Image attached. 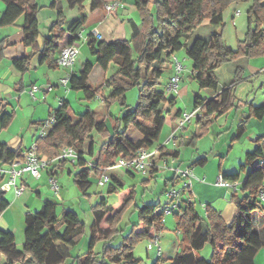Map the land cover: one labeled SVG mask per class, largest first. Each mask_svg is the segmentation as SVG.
<instances>
[{
  "label": "trees",
  "instance_id": "1",
  "mask_svg": "<svg viewBox=\"0 0 264 264\" xmlns=\"http://www.w3.org/2000/svg\"><path fill=\"white\" fill-rule=\"evenodd\" d=\"M1 1L4 2L5 8L0 16V25L13 24L22 17V42L25 46L36 47L39 35L38 13L41 6L36 0ZM58 1L60 0H52L50 7L54 8ZM97 1L100 0L91 1L92 8L98 6ZM236 1L246 0H154L155 13H152L150 0H134L144 32L140 51L134 53L131 39L106 42L88 36L86 42L99 65L106 70L108 65L114 62L118 68L106 79L105 86L93 88L87 83L92 64L86 61L77 73L70 74L68 87L72 90H81L83 99L87 100L98 94L102 96L104 87H108V96L102 98L104 103L110 104L113 99L124 96L126 87L138 85L139 80L144 78L136 106L115 118L112 122V132H108L105 116L102 113L87 109L78 115L76 121H73L69 114L68 103L62 100V104L52 113L55 115L56 123L45 136L36 141L38 152L50 160L57 156L59 148L74 147L78 154L74 162L78 166L74 182L80 193L86 196L91 186L89 175L98 172L97 168L91 167L89 163L98 167L101 166L99 164L102 160H107L113 165L118 158H132L141 147L149 149L153 147L164 122L177 119L183 112L177 105L175 95L157 89L158 79L173 54L184 46L185 41L189 40L204 20H208L215 31L207 39L195 38L186 49L187 57L192 62V79L197 82L200 89H209L218 93L219 85L215 71L223 63L264 55V30L261 28L264 25V0H254L250 6L248 29L244 38L238 41L237 48L233 50L223 41V12L227 6ZM68 2L71 6L81 7L84 0H68ZM252 16L256 18L255 27L251 25ZM85 20V15H82L80 19L71 22L68 27L70 33L68 43L77 40L76 34L83 27ZM63 22L64 16L58 10L57 20L50 28V32L58 28L63 34L65 32L61 29ZM62 34L43 37L42 47L37 50L41 54L40 60L49 62V56L57 48L56 42L62 38ZM12 63L22 71L29 65V56L14 58ZM239 74L240 70L236 69L232 82L235 83L240 79ZM233 100L231 87L224 88L212 99L197 94L193 97V107L201 106L202 112L201 116L197 117V123L203 132L215 117L226 113L233 106ZM9 116L7 113L2 114L3 124L8 121ZM263 116L264 103L250 107L249 112L242 116L234 137L240 136L250 117L261 119ZM129 127H133L142 137L132 140L127 133ZM92 133H97L104 139L97 151L93 145ZM261 138L262 136L256 138L257 146L245 156L247 159L245 164L256 156L261 158L240 182L239 187L246 194L239 196L236 191L231 195L236 207L232 222L225 224L221 214L209 206L206 207L207 219H201L197 215L193 202L181 207L174 212L177 231L181 234L180 251L167 259L157 257L152 264H254L255 254L264 246V235H261L256 228L259 223L264 227V203L258 197L259 191H264V147ZM157 148V154L153 159L163 155H171L174 158L178 156L177 150L169 152L164 146ZM4 150V159L9 162L22 155V152H11L5 147H2L1 154ZM84 155L94 161L86 160ZM205 161V157L201 156L195 159L193 164L203 165ZM244 166L242 164L240 169ZM153 169L154 167L151 168L150 174L153 173ZM221 175L227 180L239 179L238 173ZM173 180L174 178L171 179ZM122 190L126 192L117 198L123 201L119 210H114L105 197H101L92 205L93 220L90 224L88 249L74 256L73 264H134L136 259L133 248L136 242L142 236L150 239L162 228L163 215L155 202L139 205L134 201L133 190L126 189L123 183L115 178L113 182L109 181L107 194L119 193ZM128 203L138 208L139 220L133 225V233L114 246L113 237L117 232V222L124 214ZM8 205V201L1 196L0 213ZM128 209L129 207L126 210ZM59 216L56 213V203L51 199L44 200L38 211H26L24 242L21 250L16 248L14 235L10 231L0 229V253L5 257L4 264L17 262L64 264L70 257L67 247L78 242L83 235L85 225L79 214L72 209L63 208ZM102 222L105 223V227H102ZM99 240H103V247L100 252H95L94 245ZM207 241L213 246L210 261L196 255V251Z\"/></svg>",
  "mask_w": 264,
  "mask_h": 264
},
{
  "label": "crops",
  "instance_id": "2",
  "mask_svg": "<svg viewBox=\"0 0 264 264\" xmlns=\"http://www.w3.org/2000/svg\"><path fill=\"white\" fill-rule=\"evenodd\" d=\"M91 1L92 0L88 1V3L90 4V9H88V11L84 10L85 6L83 4L81 7L77 5L71 6L68 0L58 1L54 8L50 7L52 0H50L48 4L41 5V9L39 13L42 12L43 15H46L47 18L51 20V23L49 26L43 24V27L41 26L42 27L41 28L40 20L38 17L39 35L37 38L36 47L25 46L23 44L22 42L23 33L21 30V24L19 25L18 31L9 32L10 30H8L6 33L1 34V37H2L0 38L1 39L0 40V167L1 168H6L9 164V161H6L4 159L5 150L1 154L2 147H5L11 152H22L23 153L28 147H30L31 143H34L37 141V139H39L38 130L40 127V122L42 120H45L46 117L48 118L53 113V111L59 107L60 105L59 101L63 100L64 102L68 103V105L71 104V97L74 99V95L73 94L71 95L72 89L69 88L67 85L65 87L68 88V91L63 93L65 89L61 87L62 86L60 82L61 78L71 73H77L81 69L82 64L86 61H89L92 64V70L88 75L87 83L91 87L95 88V87L104 86L106 79L109 78L118 68L117 64L112 62L108 65V68L106 70L103 69L99 65V63L96 61V57L91 54L88 43L86 41H84V43L87 47L86 52L88 56L86 58L84 55L82 56L84 58V61H82L80 66L78 67L75 66L76 64L75 63L71 69H66V68H62V67L55 65L54 54L57 49H60L63 45L68 43L69 37H70L68 27L72 21L80 19L82 15H85L86 20L83 24V27H86V28L92 27L93 29L95 28L100 33L99 40L106 41V42H112L116 40L131 39L135 54H137L142 48L143 41H144V34H143L144 32H143L142 24L140 25L138 22H136V20L132 16H130L131 12L132 14H134V8L130 6L134 4V0H120L122 3V7H118L110 12L104 9V5L113 0L97 1L98 6L96 8L91 7ZM130 1H132V3H130ZM248 1L249 0H246V2ZM230 5H229V8H230ZM58 10H60L64 16V22L61 26V29L65 30L63 34L61 30L58 28H55L53 31L50 32V28L52 27L54 22L57 20ZM224 15L225 13L223 12V19H224ZM227 15H228L227 18L231 19L232 23L234 24L235 29L238 30V26L239 25L243 26V23H244V27H245V24L248 27V21H246V18L244 17V12L242 11L241 8L235 7L233 9H230ZM201 28H205V30L208 31L206 35H203L202 34L203 32L199 31V30H202ZM214 31H215L214 27L208 23V20H204L202 24L192 33V37L190 36L188 40L189 45L197 37L205 38V39L209 38V36ZM52 34L54 35L62 34L61 36L62 38L56 42L57 48L49 56V62H50L49 63L46 60H42V59L40 60L41 54L37 50H39L42 47L43 37L51 36ZM229 47L231 48V46ZM80 54H81V51L79 50L78 56ZM24 55L29 56V65L27 66L26 69L21 71L13 65L12 60L14 58L23 57ZM250 59L251 58H240L235 61H230L228 63H225V64H229L228 65L229 68L227 69L228 70V76L226 78L227 80H221L220 72H218L220 67L216 69L215 71L216 78L218 80V85H219L218 93L222 91L224 88H228V87H231L233 91V96H234L233 106L226 113L215 117L213 121L205 128V132L202 131L200 125L197 123V117H193L191 120L194 123L195 131L187 130L189 126L184 127L182 130L177 131V138L174 140L176 142H172V143L169 142L168 144H164V147L167 149V151L169 152H172L174 150L178 151V156L177 158H175V162L172 164L174 167L182 168L183 165L187 164V166H191L193 168L195 174L198 173L200 175L198 176L200 179L205 178L204 182L196 180L192 184V190H194V192L196 193V197H197L196 200L202 203H206L209 207L216 210L217 212L220 211V213L221 212L223 213L224 210L223 209L219 210L217 206V200L221 196L227 197V194L231 190V188L229 186H224V187L215 186L211 184V179L214 177L216 173L217 174L218 173L220 174L236 173L234 172L235 169L234 168H223L219 166L218 169L217 167H215L213 170H211L208 167L210 160H208L205 154V151L202 153L200 152L201 151L200 146H196L195 148V152L197 151L196 153H194L196 155L195 158H192V154H191L190 155L191 158L185 161L184 159H187V158L184 157L183 159H181L182 154L180 150L176 148V146L178 143H182V144L184 142L193 143L194 140L198 138L199 136L206 134V133L207 135H209L213 130H216V131L218 130V132H220L221 129H223L227 125L228 121L230 120L229 115L231 112H233L234 117L232 118V123L229 129L227 130V132L225 133L226 134L225 141H227V138L230 137L231 135L234 137V135L237 132L238 124L240 120L242 119V116L249 112L250 107L259 106L264 103V100H262L264 97V91L261 94L262 97H258L257 99L255 98L251 99V89L249 88L250 80L253 82L252 88L255 87L256 78L258 77L257 73H259L260 71L264 73V66L261 68H258L255 65H251ZM225 64L224 66H227ZM236 69L240 70V74H239L240 79L234 83L232 82L231 77L235 74ZM165 70L169 72V76L167 77V81H168V78L172 74L171 62L166 66ZM94 74H96L97 81L91 82L92 76ZM189 79L190 80L192 79L191 73H190ZM182 80L183 79H181V81ZM33 84L39 85V90L43 92V94H41L40 91H39L40 93L39 92L37 93V96H39V98H42L39 106L35 105L36 103L33 102L34 100L30 97L28 93V90ZM263 84H264V81H262L261 86ZM189 86L190 85L181 86L177 93H173L176 96V102H177L178 107H180L183 112L187 111L185 108L187 105L184 104L183 101H179L178 98L182 97L183 93L189 89ZM241 86H243L242 87L243 90H246L247 92L244 99H242V96L244 95L239 93V88ZM104 88L105 90L109 89L107 87H104ZM196 93H199V94L201 93L203 95V98H206V99H212L218 94V93L213 92L212 90L200 89V88ZM68 95H70L71 97H68ZM56 101L58 105H56ZM181 103H183L184 106ZM190 108H191L190 111L194 109L193 102ZM74 111L73 113L75 115L74 116L70 115V116L73 121H76L78 119V115H81V113L83 112H76L78 110H74ZM3 113H7L8 115H10L8 121L5 124H3L1 121V116ZM251 120L253 119L250 117V120H248V123H250ZM167 121L169 122V124L166 123ZM178 121H179V117L173 121L166 120L160 130V133L158 135V138L154 146L151 147L150 149L155 150L158 146H161L163 142L165 143L166 137L176 127ZM255 122L257 124L260 123V121H257V120H255ZM105 123H106L108 132H112V124L108 125L109 122L106 116H105ZM232 129H234L233 132H231ZM247 130L248 128L245 127L243 129V132L240 134V136L238 138L234 137V139H240ZM127 133H128V136L134 141L142 137L141 134L138 131H136L133 127H129L127 130ZM259 135L260 134H258L257 137ZM92 138H94V133H92ZM191 138L192 140H190ZM218 139H220V136L218 137ZM93 142H94V139H93ZM218 142H219L218 144H221L220 143L221 140H218ZM62 148L63 147L59 148L57 153H59V151ZM224 149H225V145L223 143L220 147H218V153L220 151H223ZM252 149H254L253 145L252 146L249 145L246 148L245 153L251 151ZM214 153H216V151ZM39 154L42 158L46 159L41 153ZM201 156L205 157L206 159L205 163L203 165L193 164L195 159ZM243 156L244 155L242 154V156L239 157L238 159L239 163L243 162ZM84 158H86V160L88 161L89 160L94 161L93 159H91L90 157L86 155H84ZM50 160L51 162L48 164L46 171L52 175L56 173L57 166H59L57 165V163L64 162V161L54 160V158ZM213 161L216 163V160H213ZM70 162L74 166H76L78 170L77 164H74L72 161ZM99 165H101V167H106L105 172L109 175L110 182H113L115 178L119 180L121 183H123L122 178L124 177V174L131 176L130 178H133V180L135 179L133 171L127 172L124 170L122 171L123 173L119 172L118 169L120 168L114 167L112 164H109L107 160L106 161L102 160L101 164ZM245 169H247V167ZM158 170L159 169L154 168L152 174L140 173L142 177L140 181L143 183L145 187L147 186V184L150 182L152 178L156 177L157 175L156 173ZM168 172L169 171H164V175L166 174L164 176L165 178L163 181L164 183H169L171 179L176 178L175 174L172 173L171 175H168ZM91 174H95L96 177L98 178V176L100 175V172L99 171L92 172ZM91 174L89 175V181L91 182V185H92V180L90 179ZM25 176L23 177V179L18 178L17 184H20L22 182L26 184L24 180ZM5 177L6 175L0 176V183L2 180L5 179ZM90 188L91 186L89 187V189ZM89 189L87 191L88 195H89ZM4 193L5 192L2 193V196L4 199H6L7 197H14L13 189H10L8 191V193H10L8 195H5ZM105 193H107V189ZM99 196H101L100 193H99ZM20 198H21L20 200L22 201V203L27 205L30 202V198H31L30 191L26 190V192L23 193V195L20 196ZM46 199L47 198H45L44 200ZM97 199L98 198L96 196V200ZM96 200L93 204L97 202ZM193 200H195V198H193ZM43 201L41 202L39 207L35 206L36 208H34L33 210H30L31 208H29L26 211H32V212L38 211L41 208ZM121 206L122 204L116 207V209L114 210H119ZM72 210L75 211L74 209ZM91 213H92V210H91ZM1 223L2 221L0 218V225ZM0 229L4 230L3 228H0ZM8 231H11V230L8 229ZM176 233L180 235L177 230H176ZM258 253L259 252H257L253 258L254 264H258L257 262ZM1 258H3L4 261L2 264H4L5 257L3 254L0 253V259ZM16 264H21V263L17 262Z\"/></svg>",
  "mask_w": 264,
  "mask_h": 264
},
{
  "label": "rangeland",
  "instance_id": "3",
  "mask_svg": "<svg viewBox=\"0 0 264 264\" xmlns=\"http://www.w3.org/2000/svg\"><path fill=\"white\" fill-rule=\"evenodd\" d=\"M36 1L40 6L48 4L50 2V0H36ZM88 1L89 0H84L83 2V5L85 6L84 8L85 11H88V9H90V4L88 3ZM153 1L154 0H150V9L152 13H155V4ZM253 1L254 0H249L248 2L236 1L235 2L236 4L233 2V4L231 3L230 8L229 6H227L226 9L224 10L225 15L223 19L222 38L225 44L228 47L231 46V49L233 50L237 48L238 40L239 39L242 40L244 38L245 32L247 31L248 27L246 24L244 27V23H243V26L242 25L238 26V30L235 29L234 24L232 23L231 19L227 18L228 17L227 14L230 9L238 7L242 9V11L244 12V17L246 18V21H248V11L250 8L249 6L252 5ZM130 3H132V1H130ZM130 6L134 8V14H132L131 12L130 16H132L136 20V22H138L141 25L139 11L137 10L134 4ZM4 8H5L4 2L0 0V16ZM38 17L40 20V27L41 26L43 27V24L48 25V26L50 25L51 20L48 19L46 15H43L42 12L39 13ZM251 20H252L251 25L255 27L256 26L255 16H252ZM22 22H23V18L20 17L13 24L0 25V38H2L1 34L6 33L8 30H10L9 32L18 31L19 25L22 24ZM83 28H84L83 29L84 33H86L87 31H90L92 27L91 28L83 27ZM261 28L264 30V25H262ZM201 29L202 30H199V31L203 32L202 33L203 35H206L208 31H206L205 28H201ZM76 43L78 44L79 50L81 51V54L77 57V60L75 62L76 63L75 66L78 67L81 65L82 61H84V58L82 56L84 55L86 58L88 55L86 52L87 47L83 41V38L78 39ZM188 45L189 43L186 40L184 46L173 54L178 58V60L181 62L183 66V73H182L183 80L179 83V88L184 85H190L189 89L183 93L182 97L178 98L179 101H183V103L187 105L185 107L187 111L185 112L190 111L191 109L190 107L192 106V102H193V97L196 94L203 97L201 93L200 94L196 93L199 90L197 82H195V80L193 79L191 80L189 79L190 73L192 70V62L187 57V54H186V49ZM59 51L60 49L56 50L54 54L55 56L54 59L59 55ZM250 61H251L250 62L251 65H255L258 68H261L264 66V55L252 56ZM170 62L171 61H169V63ZM224 64L225 63H223L220 66V69L218 70V72H220L221 80H227L226 78L228 76L227 69L229 68L228 66L229 64H225L227 66H224ZM168 76H169V72L165 70L162 76L158 79V85H157V89L161 91H165L166 94H170L169 92L165 90V85H166ZM257 76L258 77L256 78V83H255L254 88H252L253 82L251 80L249 82V88L251 89V99L252 98L257 99L258 97H262L261 94L264 91V84L261 86L262 81H264V73L260 71L259 73H257ZM233 77L234 75L231 77V79H233ZM94 81L95 82L97 81L96 74H94L91 79V82H94ZM144 81L145 79L141 78L139 80L138 85L126 87L124 90V96L122 98L113 99L110 102V104H106L103 102V98L107 97L109 94V89H106V90L104 89L102 96L98 94L96 95V97L89 99V100L82 98L83 93L81 90H72L71 95L72 94L74 95V99L70 95H68V97H71V104L69 105V108H68L69 114L71 116L72 115L74 116L75 115L73 113L74 110H78L76 112L84 113L87 109H91L96 112H100L104 116H106L109 122L108 125L109 124L111 125L112 122L115 120V118L119 117L122 114V112L124 113L126 110H129V109L132 110L136 106L138 102L139 94H140V89L143 87ZM33 85H36V84H33ZM37 86L39 87V85ZM61 87L65 89L63 93L68 91V88H66L65 86L62 85ZM242 87L243 86L239 88V93L244 95L242 96V99H244L247 92L246 90H243ZM40 92L41 94H43L42 91ZM36 97L37 99H35L33 102L36 103L35 104L36 106H39L42 98H39V96L37 95ZM262 100H264V97ZM183 103L181 104L183 105ZM56 105H58L57 101H56ZM229 117H230V120L228 121L227 125L223 129H221L220 132H218V130L217 131L213 130L209 135H207L206 133V134L199 136L198 138L194 140L193 143H187V142H184L183 144L178 143L176 148H178L182 154L181 159L185 157L187 159H184V160L187 161L188 159L191 158L190 157L191 154H192V158H195L196 155L194 153L197 152V151L195 152V148L196 146H200L201 148L200 152L202 153L205 151V154L208 160H210L208 167L211 170H213L215 167H217L218 169L219 166L223 168H234L235 169L234 172L239 174V177H238L239 181L242 182L245 179L246 175L249 173V171L252 169V166L256 162H259L261 160L259 156H256L254 159L250 160V162L245 164V162L247 161L245 157L246 156L245 151L249 145L251 146L253 145L254 148L257 146L256 138L258 134H260L259 136H262L261 144L264 147V116L261 119L256 118V117L255 118L251 117L253 120H251L250 123H248V121L246 122L245 127L248 128V130L243 134V136L240 139H234V137L231 135L230 137L227 138V141H225V138H226L225 133L229 129L232 123V118L234 117L233 112L230 113ZM254 119L257 121H260V123L257 124ZM248 120H250V118ZM166 123L169 124L168 121ZM188 126L189 128L187 130L195 131L194 123L192 120L188 124L185 125V127H188ZM234 129H232L231 132H233ZM40 131H41V126L39 127L38 135ZM168 136L166 137V139L168 138ZM219 136H220V139H218ZM93 139L95 143L94 148L97 151V149L99 148L100 144L104 141V139L102 138L101 135L97 133H94ZM218 140H221L220 142L221 144H218L219 143ZM172 142H176V141H171V143ZM223 143L225 145V149L218 153V147H220ZM213 149L216 151V153H214L215 151ZM253 150L254 149H252L251 151ZM242 154L244 155L243 162L239 163L238 159L240 156H242ZM213 160H216V163ZM159 164L160 165L163 164V159L159 160ZM242 164H244L245 166L243 169H240V166ZM57 165L59 166H57L56 173L52 175L49 174L46 171V169L41 170L40 176L37 178H32L31 176H28L26 174L25 179H24L26 182L24 191L25 192L26 190L30 191V196H31L30 202L27 205L23 204L22 201L20 200L21 199L20 196H22L23 193L25 192L23 191L22 195L17 197L13 190L14 197H7L5 199L8 201L9 205L0 213V218L2 221L1 223L2 226L0 225V228H3L4 231H8V229L11 230L10 232L14 235V242L16 244V248L18 250H21L23 247V242H24V226H25L24 213L27 209L31 208L30 210H33L34 208H36L35 206L39 207L41 202L45 198L55 201L56 211H57L58 216L61 214V211L63 210V208L74 209L79 214L80 219L84 222L85 226H84L83 235L80 237L78 242L73 246L67 247L68 249L67 253L70 257H68V259L66 260L64 264H73L72 263L73 257L78 255L79 253L85 252L88 249V241H89V236H90V224L93 220L92 213H91V205L95 202L96 196L98 198L96 201H98L100 197H105L108 204L112 205L113 209H116V207L123 204V201L121 202L117 198L120 197L121 194H125L126 191L122 190L119 193H110V194L108 193L107 194L105 193V191L108 187L109 182L105 183L104 186H99L98 184L99 176L97 178L95 174H91L90 179L92 180V185H91V188L89 189L90 196L89 195L84 196L78 191L75 185L74 177H75V174L78 172V170L76 166H74L70 162V159L64 162H58ZM186 166L187 164L183 165L182 169H184ZM246 167L247 169H245ZM118 170L119 172L124 171L121 168ZM164 171H169L168 175H171L172 173L174 174L172 169L170 170L169 169H159L156 173L157 174L156 177L152 178L146 187L140 181L142 177L139 172H134V178H135L134 180L133 178H130L131 176L124 174L122 181L126 189L133 190L134 201L138 203L139 205H142L143 203L151 204L157 200H159L160 204L162 205L164 202L169 201L167 192L170 191L171 189L181 188L182 184L184 183V179H181L179 175L175 176L176 178H174L173 181H169V183H164L163 182L165 179L164 176L166 175V174L164 175ZM218 175L219 173L218 174L216 173L214 175V177L211 179V184L215 186H219V187H224V186L216 184ZM198 176L200 175L198 173L195 174L194 172L193 176L190 178L191 186L189 188V193H191V195H194V198H195V200H193L194 210L196 211L197 215L201 219H207L205 208L208 207V205L206 203H202L196 200L197 199L196 193L194 192V190H192L193 182H195L196 180L202 181V182L205 181V178L200 179ZM8 177L9 175L6 174L4 182L7 181ZM50 177L55 178L57 180V184L59 186L58 193L54 192V190L52 189L51 184L49 182ZM263 187H264V179H263ZM237 191H238L239 196H243L246 194V192H243L241 190V187H238ZM99 193L101 194V196H99ZM4 194L8 195L10 193H8V190H7L5 191ZM230 194L232 195L231 190L228 192L227 197L221 196L217 200V206L219 210H222V209L224 210L223 213L222 212L220 213V211L218 212L221 214L222 220L224 221L225 224L231 223L234 218V215L236 214V207H235V204L231 200ZM126 206H128L129 209L126 210L128 207L125 209L124 214L121 216L120 220L117 222V232L115 236L113 237L114 246L118 245L120 242H123L125 238L129 236L130 233H133V227H134L133 225L137 224L139 220L138 219L139 218L138 208H136L134 204L130 205L129 203ZM101 225L102 227L106 226L104 222H102ZM256 228L259 229V232L261 235H264V227L261 225V223H259V225L256 226ZM176 230H177V226H176V220H175L174 213L170 212L168 214H164L162 228L157 231L159 235V245L162 249V255L160 256L162 259H167V257L173 256L175 252L180 251L181 234L179 232L180 235H178L176 233ZM148 241L149 239H147L145 236H142L136 242L133 248L134 258L136 259V262L134 264H152L156 260L157 258L156 249L155 248L148 249L147 248ZM102 247H103V240H99L94 245V251L100 252L102 250ZM212 252H213V246L209 241H207L201 249L196 251V255L199 258H204L210 261L212 259ZM258 252L260 254L258 253V256L256 255L257 262L258 264H264V246L261 249H259ZM3 261H4L3 258H1L0 264H2ZM114 264H126V263H114ZM129 264H133V263H129Z\"/></svg>",
  "mask_w": 264,
  "mask_h": 264
},
{
  "label": "built area",
  "instance_id": "4",
  "mask_svg": "<svg viewBox=\"0 0 264 264\" xmlns=\"http://www.w3.org/2000/svg\"><path fill=\"white\" fill-rule=\"evenodd\" d=\"M122 7V3L120 0H113L108 2L104 5V9L108 12ZM84 28H81L77 34L76 38L86 41L88 36H93L97 39L100 38V33L94 28L90 31L84 33ZM75 42L67 43L60 48L59 55L54 59V63L62 68L71 69L78 57L79 54V47L78 44ZM171 68L172 74L168 78V81L165 85V90L169 93H177L179 90V83L182 79L183 73V66L178 58L173 55L171 57ZM70 74L66 75L65 77L60 79V82L63 86H67L69 82ZM39 92V87L37 85H32L29 89L28 93L30 97L35 100L37 99L36 95ZM59 104H62V100L59 101ZM201 106L194 108L190 112H182L181 116L179 117V121L176 127L172 130L168 138L166 139L164 144H168L171 141H174L177 138V131L182 130L186 124H188L193 117H200L201 116ZM56 123L55 115L52 114L46 120H43L40 123L41 131L39 133V138L45 136L52 128V126ZM162 144L161 146H164ZM160 147V146H158ZM157 149L152 150L146 147L139 148L135 155L130 159H123L118 158L116 162L113 164L114 167L121 168L125 171H133L139 172L142 174L150 173L151 168L157 169H172L175 176L179 175L181 179H184V183L182 184L181 188L171 189L167 192L169 197V201L164 202L162 205L160 204L159 200L154 201L155 204L158 206L159 211L162 212V215L168 214L170 212L174 213L184 207L186 205L191 204L193 201V196L189 193V188L191 186L190 178L193 176V168L191 166H186L184 169L179 167H174L172 164L175 162V158L171 155H163L159 156L157 159H153L155 154H157ZM78 154L74 147L72 146H64L54 160L59 161H66L70 159L73 163L77 160ZM163 159V164H159V160ZM51 160L44 159L40 156L36 142L32 143L30 147H28L21 155L20 158L14 159L9 162L6 168L0 167V176L8 174L9 177L7 181L4 180L0 183V197L2 193L5 191H9L10 189L14 190V193L17 197H19L24 189L25 183L22 182L17 184V179L22 178L27 174L32 178H37L40 176L41 170L46 169L48 164ZM263 162V161H262ZM261 162V163H262ZM89 165L93 168H97L100 172L98 184L99 186H104L105 183L110 181L109 175L105 172L106 167L98 166L96 167L94 164L89 163ZM188 181V182H186ZM49 182L51 184L52 189L54 192L58 193L59 186L57 184V180L55 178L50 177ZM216 184L221 186H229L231 188L232 193L238 190L240 185L239 180H227L225 179L220 173L217 177ZM259 199L264 203V191L260 190L258 194ZM205 213L207 215V210L205 208ZM163 220V219H162ZM148 249H156V257H160L162 255V249L159 245V235H153L147 244Z\"/></svg>",
  "mask_w": 264,
  "mask_h": 264
}]
</instances>
